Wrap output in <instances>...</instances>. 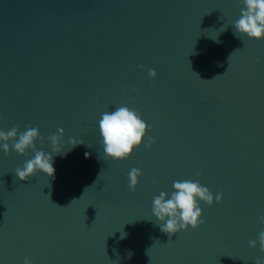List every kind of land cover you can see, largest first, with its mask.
Returning a JSON list of instances; mask_svg holds the SVG:
<instances>
[{
	"label": "water",
	"instance_id": "95a60500",
	"mask_svg": "<svg viewBox=\"0 0 264 264\" xmlns=\"http://www.w3.org/2000/svg\"><path fill=\"white\" fill-rule=\"evenodd\" d=\"M242 7V0H0V130L37 128L44 141L36 149L52 155L55 169L21 181L15 169L34 152L16 153L14 141L7 155L0 149V264L264 258V38L235 34ZM119 106L138 110L151 130L114 161L104 156L99 120ZM58 129L59 154L47 139ZM148 137L155 143L145 149ZM133 168L142 174L131 191ZM182 180L199 182L214 200L198 201V228L169 237L152 215L153 198Z\"/></svg>",
	"mask_w": 264,
	"mask_h": 264
},
{
	"label": "clouds",
	"instance_id": "9594fccd",
	"mask_svg": "<svg viewBox=\"0 0 264 264\" xmlns=\"http://www.w3.org/2000/svg\"><path fill=\"white\" fill-rule=\"evenodd\" d=\"M242 4L240 17L233 24L235 34L240 38L242 36L250 39L264 38V0H242ZM148 74L153 79L157 75L155 70H149ZM18 127V125L14 126L7 132L0 130V142H3L0 143V149L5 155L9 152V141H14L11 147L20 155H24L28 149L34 152V157L25 162L22 168L15 169L16 177L21 181H26L37 172L52 177L55 172L52 155L43 150H37L34 143L36 140L43 142L44 137L39 134L37 128L29 127L26 131L18 133ZM150 130V126L141 119L138 110L119 106L114 111H105L99 120L104 156L114 161L128 158L133 149L141 145L142 138ZM63 135V129H58V135H51L47 138L54 153H60L57 146ZM68 143L76 146L82 142L70 138ZM154 143L155 140L148 137V143L144 145L145 149H150ZM85 156L87 157L88 154L86 153ZM141 174V171L136 168L129 172V190H135ZM200 174V172L196 173L197 176ZM172 187L174 190L170 194L162 191L155 196L152 205V215L159 222L160 230L169 237L188 227L198 228L204 222L201 219L202 210L198 201L211 206L214 200L213 194L199 182L175 181ZM221 200L222 194H217L215 202L220 203ZM259 220L261 224H264V216H261ZM258 239L260 250L264 252V231L259 233ZM256 244V240L249 241V247L255 248ZM131 255L132 253L129 252V256ZM24 264H31V261L25 258ZM255 264H264V258H257Z\"/></svg>",
	"mask_w": 264,
	"mask_h": 264
}]
</instances>
